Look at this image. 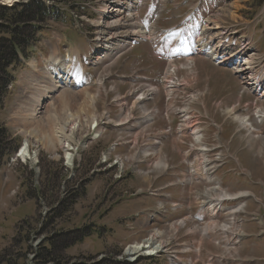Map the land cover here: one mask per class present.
Returning <instances> with one entry per match:
<instances>
[{
  "label": "rangeland",
  "instance_id": "rangeland-1",
  "mask_svg": "<svg viewBox=\"0 0 264 264\" xmlns=\"http://www.w3.org/2000/svg\"><path fill=\"white\" fill-rule=\"evenodd\" d=\"M98 1L99 0H70L69 4L68 0H65L63 4L70 6H72V4L74 6L79 4L78 8L75 7L72 13L77 14L78 16L87 15L88 17L94 18L95 15L93 12L91 13L86 9L82 10L80 4H86L90 5L91 7H95ZM197 1L198 0H190L188 2L189 4L183 8L191 7L194 3L196 4ZM141 12L143 13V10ZM72 13H70V16H72ZM217 15L219 16V24L220 27H222V30L225 32L228 31V33L232 36H236L238 42H240V37L251 39L252 47L257 54V68L259 70L263 69L264 1L259 3L254 2V0H219L215 17ZM70 16L69 18L67 16L64 17L65 20H67L65 23H70L72 28L71 30H74V18L72 21ZM174 20V18H169L166 21L162 20L159 25L160 27L171 26L175 24ZM52 26H54V24H52ZM52 28L56 29L59 27ZM61 28L67 29V26L63 25ZM130 31L138 30L135 29ZM216 31L218 32L219 30ZM236 31L237 34L233 35V33ZM67 32L69 34H74L71 31ZM217 32L214 34H208L215 38V34H218ZM79 34L83 36L81 33ZM79 34L76 35L78 39ZM25 35L27 37L28 35H32V33L26 31ZM3 37L10 38V36L7 34L0 35V38ZM22 38L25 37L22 36ZM60 42H62V44H66L69 42V39L63 37L59 32L55 33V35H50L48 32L41 36L38 35L36 42L37 46L33 51H31L30 59L28 61L23 59L21 65H18V69L15 73L17 82L13 84L12 87H10L11 90L9 89L10 91L8 92L5 100L4 98L0 100L1 121H9V115L11 113L15 115L19 112L17 115L22 119L15 116L14 120H17H10L15 122L16 128H23L25 130H31V132H34L36 129L43 127L42 129L44 132L46 131V134L52 138L56 149L58 147L56 143L59 142V138L54 128L58 125V118L61 121V116H64L65 103L70 102V98L75 100L80 99L86 103L89 109H93L87 102V97L82 98V96H80L81 94L68 93L67 91H65V93L59 94L60 90H58L56 93H51L52 95L50 94L49 99L47 98L44 105L42 106L43 110L39 108V110L36 112L34 109L36 99L40 97V91H38L39 86L46 85L47 82H49V78L44 76L43 57L44 55L45 57H49L52 50L56 49L57 44ZM229 44L232 45V42ZM140 46L135 48L133 57H131L133 53H127L125 47L126 52L120 59V61L122 60L123 64H118L116 69H120L122 65L125 64L122 73L130 74L131 71L137 70L139 67L147 68L151 66V64L158 62L150 46H148L147 55L151 60L146 62L144 61V57L139 60V57L135 55L138 52ZM211 46L214 48L213 45ZM241 48L250 55L249 47L247 45H242ZM64 52V50H61V54H64ZM131 60L133 62L128 64ZM57 61H61V64L64 62L61 59L56 60V62ZM250 61H252L255 66L253 56H251ZM32 65L38 67V74L35 73ZM220 68L227 75H222L219 79L221 82H214L213 84L212 91L214 96L212 106L217 107L218 101L221 99L224 104L223 107L226 106V108L223 113H211L210 115H206V118L208 119L205 120V141L208 143L210 148H220L218 150L220 151L219 155L224 156L226 159V167L217 177L219 180L223 181V189L228 193L248 191L252 194L254 193L253 195L258 196V199L256 197L246 198L236 203L230 204L232 210H236L244 203L253 204H248L245 208L247 216H244L248 223H246V225L239 226L243 232H246L247 234L252 233L253 235L247 239V241H243L237 246H233L231 248L228 246L229 249H231L230 252L226 251L225 249L227 247V243L232 240V236L228 241L223 237L219 239L213 235H210L206 240L203 241L202 253L200 255L192 253V255L189 257H191L193 260H196V264H226L227 262L222 263L225 261V258L222 255L228 254L233 259H235V261L231 264H264V203L259 202L261 187L263 186L264 188V143L262 142L264 141V122L263 124H258L255 118V113L253 112V108L255 106V97L248 95L246 101L239 100V92L240 90H243V88L240 87L241 83L238 82H241L242 80L240 81L232 74L233 70L222 66ZM87 71L92 73L89 69H87ZM34 73L37 75H34ZM94 73L95 75L92 74L93 81L97 77L98 71H95ZM258 76L260 77L259 73ZM32 78L34 81H38L34 84L36 89H34V87L31 85L34 83L31 81ZM44 79H46L47 82H44ZM205 80L207 81L208 77H206ZM225 80L226 82H224ZM230 80L235 81L232 89L234 90L236 97L226 102L225 99H228V95L232 94L230 91H227L229 86H232ZM227 82L230 85H227ZM243 85L246 87L245 82ZM52 88H54V86ZM244 91L246 93H251L249 90L246 91L244 89ZM25 92L28 94H34V96H36V99H33L34 104L29 103L30 105H21V103H23L25 100L24 96L28 95ZM122 92H124V90H122ZM82 95L87 96L85 90L82 91ZM236 105L240 106L238 107V110H236V113L234 112L235 115L232 116L230 112L236 108ZM161 107L162 106H160V108ZM227 108L230 109L229 112ZM14 109H16L15 113ZM244 109H247V113L244 112ZM235 116H245L251 118L250 123H252L255 131L250 133L246 129L242 130L240 122L234 119ZM29 118H31V120H29ZM216 124L219 126H216ZM258 136L259 138L250 142V138ZM110 139L111 135H108L104 138V143L101 145L96 146L95 143L94 147L86 152L85 158L81 165L79 164V166L76 167L75 170L77 171H73L74 174L72 172H67L65 163L63 161L59 162V160H57L58 157L55 160H52L54 157L48 148L44 147V150L32 149L30 152L31 156L27 155L30 157V159L33 158L37 160L39 159L42 151L46 152L43 153L39 159V174H37L35 170H31V167L29 166H20L15 175L12 176L14 177V183L11 182L4 191V194L6 195L8 192L10 193L15 187L20 186V196L23 197V204L20 205L16 200H11L12 206H8L9 209L0 207V250L2 249L0 256L2 262H6L7 259H20L21 256L17 254L20 250H17L16 246L14 248L11 247L12 239L16 237L15 244H18V242H23V239L26 236L27 227L32 225L31 222H33V220H35L37 217L39 219L41 213L40 208L43 206L51 208V213L47 217V228L45 229L44 233L56 232V236L54 237L56 243H58L62 237L65 239L67 235L70 236L73 242L77 240H84L79 244L76 242L71 249L66 251L63 258L65 261H62L61 264H69L76 261H88L90 264H97V262L101 259L100 257L105 259L111 258L115 260L122 253L124 247H127L129 244L133 245L141 243L149 236V233H143L140 239L130 240L129 235L131 234L127 229H130L129 227L133 228L135 226L131 223L126 225L123 222L125 221L126 217H133L138 212L137 210L139 207H136L135 205V201L137 200L133 199H138L139 197H134V194L138 189H140L139 187H143L144 190H147L149 188V182L134 174L119 180V183L116 182L115 175L118 169L116 167L108 168V166L103 163L104 160H102L101 157L102 152L106 151V148L110 144ZM21 141L22 140L19 138L18 141H15L12 145H16ZM80 141L81 140L78 142ZM78 142H76L77 144H73H76L78 147ZM73 144H71V146H73ZM58 149L59 150L57 152L61 155L62 150H60V147H58ZM205 149L207 150L206 153H208V149ZM242 150H245L246 152ZM218 151H215L212 155H216ZM60 155L59 158L61 159L63 154L61 156ZM172 156L174 157V163L178 164L181 160L180 156L176 152H172ZM21 157L23 160L27 161L24 156ZM241 163L244 164L245 169L241 168ZM32 166H35V164ZM126 168H129L128 165ZM140 169H146V167L140 166ZM181 169V174L178 175L177 178L182 181L184 179V174L182 172H185V168L182 167ZM127 172L130 171L128 170ZM160 172L161 170H158L157 173ZM154 173L152 174L153 176ZM145 174L146 173L142 174L144 179ZM6 175L9 176L7 173ZM4 177L5 175L0 173V195L2 192ZM176 179L172 177L168 180H165V182L167 184L168 182H173ZM164 184L165 183L162 185ZM201 186L202 189L206 191L211 188H215L216 182L212 181V179H209L208 182H203ZM179 191L180 194L183 195L181 188ZM40 197H42L44 201H42ZM57 202H60L61 204L56 207L55 204ZM1 203L2 202L0 199V204ZM14 207L16 208L14 209ZM241 208L244 207L241 206ZM242 217L239 218L238 215L237 220L239 221V219H242ZM26 222L29 223L25 228ZM144 223L145 222H142V224L136 225L135 231H137V226L138 228H141L143 225L147 226V224ZM225 223L227 226V224L232 225L233 222L226 218ZM249 223L252 225L248 226ZM189 227H196V225L189 224L187 228ZM17 228H19V231ZM232 228H235L234 224L232 225ZM192 231L197 233V231L194 229ZM196 233L194 235V241L199 236ZM259 235H261V237ZM253 239H262V241L259 242V244L252 246ZM217 241L220 242V246L216 244ZM138 245L140 246V244ZM23 247L24 245L22 243L21 248ZM172 247L174 250L178 251L181 249L179 246L173 245ZM44 249L39 253H45V251L50 249V246L47 244V248ZM3 251H6L4 255ZM149 251L150 249H147L146 253L148 254ZM211 253L215 255H221L224 260L214 257L211 261H209L211 259L210 256H212L210 255ZM25 260L26 262L29 260V255L26 256ZM141 264L152 263L143 261ZM157 264H169L167 256L159 259Z\"/></svg>",
  "mask_w": 264,
  "mask_h": 264
},
{
  "label": "bare ground",
  "instance_id": "bare-ground-1",
  "mask_svg": "<svg viewBox=\"0 0 264 264\" xmlns=\"http://www.w3.org/2000/svg\"><path fill=\"white\" fill-rule=\"evenodd\" d=\"M130 1L131 0H101V2H100L101 6L104 9V11L102 13L107 15L106 22H107L108 34L106 36H103L100 39L101 45L104 46V48L109 52V53H107V56H106L107 58H110L114 54V51H116V50L119 51V48L114 49V47L118 44V38H121L122 43L125 41V39L128 37V35L133 36L137 39L149 40L150 37L152 39V35H153L152 31H150L148 33L147 31H144L143 28H140V30H138V31H130L131 26L129 24H126L125 22H121V20L119 19L121 16H123L126 13L124 5L127 7L128 3ZM0 2L8 4L9 6H11V4L14 2V0H1ZM121 4H124V5L121 7ZM131 10H132V8H131ZM214 27L215 28H208V29L211 31L219 30V27L217 25H214ZM119 29H124V31L117 32ZM112 33H115V35H118V37H111ZM220 36H222V35L219 33L215 34V39H219ZM115 38H117V39H115ZM200 47H201V52H205L204 54L207 55V57H209L211 59V61L222 59V62H224V63H229L230 65H236L234 74L237 77H240L239 79H241L242 81L245 82V85H246L245 90L246 91L249 90L250 92L261 93L264 90L263 79L258 76V73L256 72V68H255L253 62L250 61L251 56L249 55L248 52H246V51H243L242 53L234 52V51L230 50L228 46L222 45V41H220L218 43V45L216 46V49L211 48V50H209L208 48L210 46H205V45L200 46ZM58 59H60V58L56 54H53L54 66L50 67L49 72L47 74H45L46 76L49 75V76H47L49 78V82L46 81L47 82L46 85H43V86L40 85L39 90L37 89L38 91H40V93H39L40 97L38 99L35 98L36 104L34 105L35 106L34 109L36 112L39 110V108H41L44 105L45 100L47 98H49L51 93L53 94L54 92L58 91L62 87V84L64 83L65 78H64L63 74L60 73V71L63 68H65V69L71 68V64L67 65L68 63H65V62H63V64H61L60 63L61 61L56 62V60H58ZM174 63L175 62H171V64H174ZM240 63H244V64L241 65ZM33 68H34V71L36 73L37 67L35 65H33ZM175 70H176L175 66L170 68L171 73H175ZM42 84H43V82H42ZM53 86H54V88H52ZM85 93L87 95L86 97L89 99V101L87 99V102L93 108V101L90 99L91 97L88 96L87 91H85ZM261 98H262V100L264 99V93L261 96ZM70 99H71L70 102L65 103V105H64V107H65L64 108V111H65L64 116H61V118H62L61 121L58 118V120H57L58 125L54 128V130L56 131L58 138H59V142L56 143V145H58V147H60V149L62 151H65L68 163L72 164L74 155L72 153H70V151L72 150V147H73V146H71V144L78 142L80 139H83L85 137V135L88 134L90 128L95 123L100 122L102 120V117L100 115H98L96 110L89 109L84 101H82L80 99H76L77 101L75 99H72V98H70ZM259 99H260V97H259ZM28 105H30V104H28ZM70 107H72V108H70ZM256 110H257V117L258 118H264V109H262V106H257ZM61 112H60V114H61ZM234 118H235V120H238L240 122L241 129H246L250 133L255 131L254 127L249 123L248 118H240L237 116H235ZM29 120H31V118H29ZM39 127H42V126H39ZM42 128L36 129L34 132L30 131L31 134L26 137L25 148L22 150L21 156H24V157H26L27 155L31 156L30 151L32 149L44 150V147H46L49 149V151L52 152L54 159L57 158V157H55L57 149L53 143V140L50 136H48L46 134V131L44 132V130ZM135 128L136 127L128 128V129L133 130ZM108 129H110V126H108ZM195 138H197V137H195ZM198 138H199V140H202L203 136L199 135ZM257 138H259V136L254 137V138L253 137L250 138V142L253 141L254 139H257ZM262 142L264 143V141H262ZM78 146H79V144H78ZM203 151H204V153L207 152V150L205 148L203 149ZM158 165L159 164H157V169H158ZM126 167H127V164L125 162H123L122 169H125ZM74 171H77V170H74ZM154 172H155V170H153L152 172L149 171L148 173H146L145 179H148V176L152 175ZM222 194H223V191H222ZM205 195L208 196L207 193ZM246 196L247 195L242 193V192L236 193V194L226 193V194H223L221 196L220 201H224V200L238 201L241 198H244ZM222 209H224V208H222ZM242 213H243V208L239 207L236 210L235 214L238 217V215H240ZM235 221H237V218ZM225 231H227L228 233H232L234 231L236 233V235L237 234L243 235L242 231L238 230L237 227L234 230L227 229V227H225ZM160 235H161V233L157 232V234L153 236L152 243H154V249L152 251L150 250L148 252V254H153L155 252L161 251V249L167 244L166 241L158 243L157 238ZM238 235L236 237L239 240L240 237H238ZM162 238H163V236H162ZM146 249H151V248H146ZM233 250H236V249H233ZM132 252L138 254V253H140V250H139V248H136V250H134Z\"/></svg>",
  "mask_w": 264,
  "mask_h": 264
},
{
  "label": "trees",
  "instance_id": "trees-1",
  "mask_svg": "<svg viewBox=\"0 0 264 264\" xmlns=\"http://www.w3.org/2000/svg\"><path fill=\"white\" fill-rule=\"evenodd\" d=\"M45 11L46 9L41 4L34 2L32 5L19 4L12 9L0 7V35L7 34L10 36V38L3 37L0 39V96L5 93L7 86L13 79L9 69L12 65L18 63L17 49H23L29 43L33 36V23L45 15ZM26 31L31 32L32 35L26 37ZM22 36L25 38H22ZM8 147L7 131L3 127H0V163ZM77 241L73 242L69 235L65 239L61 238L58 243L55 240L52 241L49 244L51 245V250L42 253L40 261L43 264H61L62 261H65L63 259L65 251L71 248ZM16 245L13 243L12 248ZM19 246H21L20 243ZM5 252H3V255ZM22 252L23 250L17 253L21 256L19 260L7 259L6 262H2L0 256V264H19L20 260L24 258Z\"/></svg>",
  "mask_w": 264,
  "mask_h": 264
}]
</instances>
